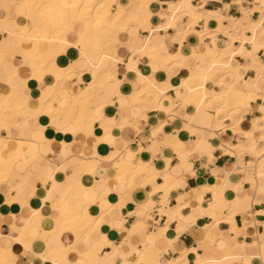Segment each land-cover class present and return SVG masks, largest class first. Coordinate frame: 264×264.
<instances>
[{"label": "clouds", "instance_id": "9594fccd", "mask_svg": "<svg viewBox=\"0 0 264 264\" xmlns=\"http://www.w3.org/2000/svg\"><path fill=\"white\" fill-rule=\"evenodd\" d=\"M0 197V264H264V0H0Z\"/></svg>", "mask_w": 264, "mask_h": 264}, {"label": "crops", "instance_id": "0c3cea01", "mask_svg": "<svg viewBox=\"0 0 264 264\" xmlns=\"http://www.w3.org/2000/svg\"><path fill=\"white\" fill-rule=\"evenodd\" d=\"M210 26L211 27H215V22H212V24ZM190 42L191 43H195L196 42L195 41V38L192 37L190 39ZM70 55L73 56V57H75V52L74 51L73 52H70ZM60 63L63 64V63H66V61L63 58H61ZM159 78L160 79H163L164 78V74L163 73L159 74ZM175 80L179 81L178 79H175ZM31 83L34 86V83L35 82H31ZM124 91L125 92H128V91H130V89L127 86H125ZM107 111H108V114H110V115L113 114V112H114V110L111 109V108H109ZM41 121H42L41 122L42 124L43 123L44 124L48 123V120L45 117H42L41 118ZM243 127L247 128V124L243 125ZM165 131L170 132L171 129L170 128H166ZM96 134L97 135H100L101 134V132H100L99 129H97V133ZM46 135L49 136V138H51L54 135V133L51 130H49L46 133ZM228 135H231V133L229 132ZM59 138H61V137L57 136V139H59ZM67 139H70V137H67ZM181 139H187V135L185 133H181ZM100 151H101L102 154H106L107 151H108V148L106 146H101ZM143 159H145V160L149 159V156H148L147 153L143 154ZM225 159H228V158L225 157ZM218 163L222 165L224 163V161L223 160L222 161H218ZM157 167H163V165L161 163H158L157 164ZM160 182H162V181H158V183H160ZM199 182L200 183H203V180L201 179V181H199ZM190 183H193V182H190ZM209 183H214V181L210 179L209 180ZM228 195H229V197H231L232 194L229 193ZM137 198L138 199H143V194L142 193L138 194V197ZM109 200L111 202L115 203L117 201V197L115 195H112V196L109 197ZM2 201H3V197H0V203H2ZM32 203H33V206H37L39 204L38 201H33ZM173 203H174V201H173ZM132 208H133V205H128V208L125 211L132 210ZM7 211H9V209H7V208H0V212H5V214H6ZM11 211L18 212L19 211V206L18 205H13L12 208H11ZM91 211L93 212V214H95L98 210L96 208L95 209L93 208ZM236 219H237V224L239 225L240 224V218H239V216ZM260 219H264V217H261ZM206 222H207L206 220H201L198 223H200L201 225H203ZM174 227H175V225H173V228ZM222 227L226 228L227 225H222ZM102 230L105 231V232H107L109 234V237L110 238L118 239V235L116 233H114V232H110V230L106 226ZM174 235H175L174 231L170 230L169 233H168V236L169 237H173ZM190 242H191L190 241V238L186 240V243H190ZM18 249H19V247H17V250ZM189 259H193V258L190 256Z\"/></svg>", "mask_w": 264, "mask_h": 264}, {"label": "bare ground", "instance_id": "6f19581e", "mask_svg": "<svg viewBox=\"0 0 264 264\" xmlns=\"http://www.w3.org/2000/svg\"><path fill=\"white\" fill-rule=\"evenodd\" d=\"M85 79L87 80V79H90L89 77H85ZM179 81H177V80H173V84H177ZM111 113V112H110ZM110 115V114H109ZM45 118H47V117H45ZM45 120V119H44ZM48 120V119H47ZM42 122V121H41ZM44 124V123H43ZM39 205V204H38ZM37 205V206H38ZM37 206H34V207H37ZM95 209V208H94ZM17 247H19V245H17V246H14V250L17 248Z\"/></svg>", "mask_w": 264, "mask_h": 264}]
</instances>
